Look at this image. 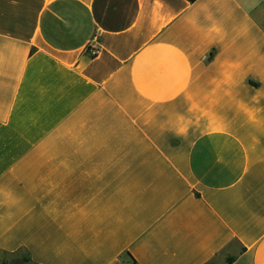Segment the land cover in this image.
Returning a JSON list of instances; mask_svg holds the SVG:
<instances>
[{
    "label": "crops",
    "instance_id": "1",
    "mask_svg": "<svg viewBox=\"0 0 264 264\" xmlns=\"http://www.w3.org/2000/svg\"><path fill=\"white\" fill-rule=\"evenodd\" d=\"M229 257L264 264V0H0V264Z\"/></svg>",
    "mask_w": 264,
    "mask_h": 264
},
{
    "label": "built area",
    "instance_id": "2",
    "mask_svg": "<svg viewBox=\"0 0 264 264\" xmlns=\"http://www.w3.org/2000/svg\"><path fill=\"white\" fill-rule=\"evenodd\" d=\"M87 52L90 56H96L99 53V49L94 46H88Z\"/></svg>",
    "mask_w": 264,
    "mask_h": 264
},
{
    "label": "trees",
    "instance_id": "3",
    "mask_svg": "<svg viewBox=\"0 0 264 264\" xmlns=\"http://www.w3.org/2000/svg\"><path fill=\"white\" fill-rule=\"evenodd\" d=\"M190 1H195V0H190ZM227 262L229 263V264H231V263H233L234 262V258H232V257H229V258H227ZM209 264H215L214 262H211V263H209Z\"/></svg>",
    "mask_w": 264,
    "mask_h": 264
}]
</instances>
